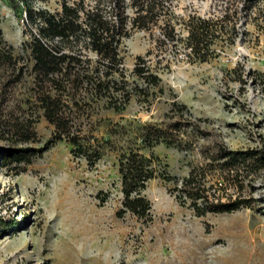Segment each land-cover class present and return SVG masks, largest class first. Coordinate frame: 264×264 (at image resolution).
<instances>
[{
	"label": "rangeland",
	"instance_id": "1",
	"mask_svg": "<svg viewBox=\"0 0 264 264\" xmlns=\"http://www.w3.org/2000/svg\"><path fill=\"white\" fill-rule=\"evenodd\" d=\"M242 1L169 2L172 14H163V20L220 15L226 4L229 14L236 10L233 43L216 45L217 56L205 62L159 44L156 26L124 38L122 67L130 86L141 55L157 70L163 90L150 87L146 102L133 96L119 113L100 109L98 120L107 119L99 122L101 130L109 123L125 126L120 135L125 145L134 137L132 129L185 122L182 142L143 150L176 178L187 176L220 145L264 155V21L244 17ZM60 2L0 0V28L15 55L26 38V7L55 12ZM30 82L28 76L0 93V264H264V166L244 179L251 207L196 216L175 200L171 183L156 178L143 192L152 205L151 219L129 211L119 217L123 193L115 152H105L93 165L75 158L68 142L54 140V127L30 97ZM27 121L34 136L25 142L32 135L30 129L25 133ZM176 145H187V150ZM27 149V162L14 160ZM10 151L13 155L5 156ZM21 238L26 247L18 243ZM11 243L21 246L11 250Z\"/></svg>",
	"mask_w": 264,
	"mask_h": 264
},
{
	"label": "trees",
	"instance_id": "2",
	"mask_svg": "<svg viewBox=\"0 0 264 264\" xmlns=\"http://www.w3.org/2000/svg\"><path fill=\"white\" fill-rule=\"evenodd\" d=\"M170 1L61 0L55 12L26 7V38L19 55L5 42L0 28V93L29 76L30 97L38 102L43 116L54 127V140L68 142L72 155L85 158L90 165L105 152H115L123 193L121 208L116 213L119 217L129 211L144 221L151 219L152 205L143 192L148 182L156 178L171 183L175 200L196 216L251 207L252 199L246 197L250 191L245 194L249 183L244 184V179L264 166L260 150L234 151L220 145L204 158L203 164L194 165L187 176L176 178L165 171L157 156L143 150H151L161 142H182L179 134L185 122L175 120L168 128L146 124L132 129L129 133H135L134 137L125 145L120 136L125 126L109 123L101 130L99 122L107 119L98 120L100 109L119 113L133 96L146 102L150 87L163 90L157 70L141 55L131 72L136 78L133 85L126 79L122 44L132 31H151L156 26L159 44L168 43L175 53L180 48L181 55L199 62L217 56L216 45L233 43L232 19L236 10L229 14L230 5L226 4L220 15L190 14L179 21L163 20V14H172ZM241 4L244 17L264 21V0H243ZM150 54L148 51L146 56ZM24 58L25 62L20 64ZM25 126V133L31 130L28 121ZM28 133L32 135H26L25 142L34 136L32 130ZM174 147L187 150V145ZM27 152L28 149L19 150L20 156L14 160L27 162L23 157ZM10 155L12 151L5 156ZM231 188L233 192L229 193ZM100 201L104 202V198Z\"/></svg>",
	"mask_w": 264,
	"mask_h": 264
},
{
	"label": "bare ground",
	"instance_id": "3",
	"mask_svg": "<svg viewBox=\"0 0 264 264\" xmlns=\"http://www.w3.org/2000/svg\"><path fill=\"white\" fill-rule=\"evenodd\" d=\"M19 242L22 243V246H24V247L27 246V242L25 241V239L21 238V239L18 240V243ZM9 245H10L11 250L16 249L19 246V244H15V243H11ZM20 246H21V244H20Z\"/></svg>",
	"mask_w": 264,
	"mask_h": 264
}]
</instances>
